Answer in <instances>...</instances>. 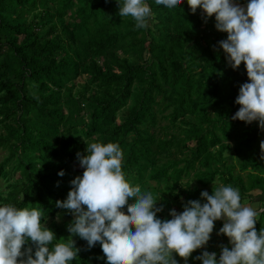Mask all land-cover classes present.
<instances>
[{
    "label": "trees",
    "instance_id": "trees-1",
    "mask_svg": "<svg viewBox=\"0 0 264 264\" xmlns=\"http://www.w3.org/2000/svg\"><path fill=\"white\" fill-rule=\"evenodd\" d=\"M145 2L152 16L137 29L132 17L118 15L123 0H0V206L41 210V223L56 235L52 245L70 239L73 216L59 224L66 209L56 202L82 176L74 166L86 143L119 145L126 180L161 194V220L220 185L238 189L242 205L264 195V131L257 121L231 119L240 86L250 81L243 62L235 70L227 64L219 47L227 33L214 15L205 22L202 9L193 14L187 0L173 9ZM83 74L85 83L68 85ZM54 91L59 96H49ZM223 223L215 221L213 232ZM255 228L264 229V212ZM213 232L192 264H202L195 257L205 250L218 259L220 245L231 248ZM72 239L80 251L69 264H106L99 243Z\"/></svg>",
    "mask_w": 264,
    "mask_h": 264
},
{
    "label": "clouds",
    "instance_id": "clouds-1",
    "mask_svg": "<svg viewBox=\"0 0 264 264\" xmlns=\"http://www.w3.org/2000/svg\"><path fill=\"white\" fill-rule=\"evenodd\" d=\"M182 2L155 0L168 9ZM187 4L193 14L202 9L205 22L214 15L216 29L227 33L219 41L227 64L234 70L242 62L246 66L250 82L240 86L235 100L240 107L231 119L257 121L264 131V0H249L246 7L236 0H187ZM118 15L132 17L137 29H145L152 11L145 0H123ZM86 144L87 154L77 153L82 176L70 182L67 199L56 202L73 216L67 225L70 239L52 245L56 235L41 223V210L5 204L0 206V264H69L80 251L73 236L85 240L88 248L99 243L106 264H178L173 253L187 264L192 253L208 243L214 222L221 219L224 223L217 235H225L231 248L220 245L219 259L216 252L206 250L195 259L202 264H264V229L258 234L255 228L264 208L242 205L238 189L220 185L211 195L202 191L201 199L189 200L182 212L172 209L171 219L161 220L157 213L163 205L157 207L151 192H142L126 180L119 145ZM259 146L264 160V140ZM29 241L34 251L26 247Z\"/></svg>",
    "mask_w": 264,
    "mask_h": 264
},
{
    "label": "rangeland",
    "instance_id": "rangeland-1",
    "mask_svg": "<svg viewBox=\"0 0 264 264\" xmlns=\"http://www.w3.org/2000/svg\"><path fill=\"white\" fill-rule=\"evenodd\" d=\"M49 3H51V2H49ZM43 9V8H42ZM72 11H74V9L72 10ZM42 15L43 16H45V12H43L42 13ZM66 17L67 18H70L71 17V13L70 12H68L67 13V15H66ZM32 19V18H31ZM45 27H47V26H45ZM20 38H22V37H20ZM87 74H83V75H81V76H79L78 78H76V79H74L73 80V84H72V81L68 84L70 87H72V85L73 86H75V87H77L79 84H81V83H85V81H86V78H87ZM70 77L71 76H69V79H70ZM49 93V96H52L53 94H55V95H57V96H59V94L56 92V91H54L53 93H50V92H48ZM61 104L63 105V109L65 110V115H69V113H70V110H72V107H69L68 105H66L65 104V99H63L62 101H61ZM51 107H53V105H51ZM51 122H53V124L54 125H57V121H55L53 118H51ZM164 122H166V121H164ZM177 129H178V126H175L174 127V131H177ZM60 142H62V140H60ZM52 153V152H51ZM59 153V152H58ZM3 151H2V153L0 154V159L2 158V156H3ZM74 169H80V170H82L83 168H81L80 167V163L78 164H75V166H74ZM236 170H238V167H237V169ZM243 174H244V172H242ZM66 174L68 175V176H70V178L71 177H75V173H74V170H73V168H71V169H69V170H67V172H66ZM48 177V176H47ZM248 179L245 177V181H247ZM194 182H196V181H194ZM48 186V185H47ZM161 194L160 193H156V194H154V196H155V198L158 200L157 201V204H159V205H163V204H161V203H163V201L161 200V196H160ZM256 195V194H255ZM253 196V197H250L251 199H246L245 201H244V205H253V207L254 208H257V210H259L260 208H262V203H263V200H264V195H262V196H260V195H256V196ZM163 207L165 208V209H167V207L165 206V205H163ZM176 212L177 213H180V211H177L176 210ZM68 211L66 210V211H64V212H61L60 213V219L59 220H57V218L55 219L59 224H61V225H66V220H67V218H68ZM66 228H67V226H66ZM219 232V231H218ZM218 232H213V235L216 237V242H218V243H220V242H222V243H224L225 241H224V238H223V236L222 235H217V233ZM219 254V256H220V254H221V252H219L218 253ZM177 261H178V264H185V261L183 260V258H181V257H179V256H175L174 257ZM218 259H219V257H218ZM187 264H192V262L188 259V261H187ZM200 264V263H199Z\"/></svg>",
    "mask_w": 264,
    "mask_h": 264
},
{
    "label": "bare ground",
    "instance_id": "bare-ground-1",
    "mask_svg": "<svg viewBox=\"0 0 264 264\" xmlns=\"http://www.w3.org/2000/svg\"><path fill=\"white\" fill-rule=\"evenodd\" d=\"M240 5L246 7L247 4H246V3H244V4L242 3V4H240Z\"/></svg>",
    "mask_w": 264,
    "mask_h": 264
},
{
    "label": "water",
    "instance_id": "water-1",
    "mask_svg": "<svg viewBox=\"0 0 264 264\" xmlns=\"http://www.w3.org/2000/svg\"><path fill=\"white\" fill-rule=\"evenodd\" d=\"M237 3H239V2H237ZM239 4H242V3H239ZM244 4V3H243ZM247 4V3H246Z\"/></svg>",
    "mask_w": 264,
    "mask_h": 264
}]
</instances>
